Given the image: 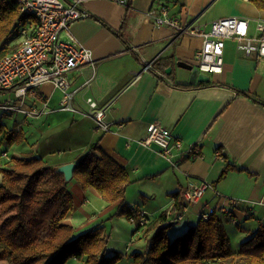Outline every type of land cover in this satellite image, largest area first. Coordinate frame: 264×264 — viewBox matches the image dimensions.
Masks as SVG:
<instances>
[{
    "label": "crops",
    "instance_id": "obj_1",
    "mask_svg": "<svg viewBox=\"0 0 264 264\" xmlns=\"http://www.w3.org/2000/svg\"><path fill=\"white\" fill-rule=\"evenodd\" d=\"M128 3L131 5L88 0L83 9L89 15L71 25L70 32L78 44L88 48L95 59L93 65L70 73L76 111L58 109L62 91L50 81L39 88L38 97L28 95V104L45 109L40 116L14 112L19 119L8 125L4 115L13 113L0 110V122L24 135L21 143L0 142V166H6L13 157L32 155L42 157L53 168L77 163L98 143L97 153L101 156L104 152L125 167L133 182L125 200L110 203L94 186L84 188L74 177L68 181L75 207L63 222L74 226V236L104 227L106 255L122 251V263L135 264L133 254H145L160 227L169 225L167 232L172 239L197 224L202 212L228 205L234 199L233 216L224 214L223 219L237 251L264 224V58L244 56L236 40L228 38L223 72L209 74L208 82L221 85L178 87L206 83L199 81L202 72L197 65L203 37L199 33L179 34L167 24H157L154 16L177 18L204 30H209L215 19L239 16L249 19L250 33L255 35L256 24L264 21V8L259 9L251 0ZM217 5L226 8L208 15ZM62 36L70 38L66 32ZM16 40L19 43L20 37ZM143 58L153 61V68L145 69ZM180 61L193 68L180 66ZM168 68H172L170 73L166 72ZM237 89L247 90L259 100ZM13 97V91H5L0 101ZM88 98L105 108L109 130L98 127ZM151 123H160L181 138L182 146L174 149L171 158L156 146L141 142ZM195 146L200 149L198 157L190 155ZM228 163L236 169L216 184ZM2 177L0 172V183ZM190 181H207L209 188L177 220L181 208L173 209V204L177 196L182 202V189ZM123 203L139 214L145 213L147 223L137 226L134 219L125 216L110 218ZM164 212L168 213L167 220L151 225ZM83 261L75 259L71 264Z\"/></svg>",
    "mask_w": 264,
    "mask_h": 264
},
{
    "label": "trees",
    "instance_id": "obj_2",
    "mask_svg": "<svg viewBox=\"0 0 264 264\" xmlns=\"http://www.w3.org/2000/svg\"><path fill=\"white\" fill-rule=\"evenodd\" d=\"M251 1L259 9L264 8V0ZM34 20L33 14L21 11L17 0H0V59L19 43L15 40L4 47L2 45L10 38L18 39L20 29ZM177 85L192 88L221 84ZM237 91L259 100L247 90ZM23 136L0 122V142L6 141L9 145L21 143ZM98 150L99 144L95 143L80 156L74 178L84 188L94 186L110 203L125 200L126 190L133 182L128 170L104 152L100 156ZM232 169H236L235 165L228 163L215 183L225 178ZM0 172L3 174L0 183L1 259H6L10 264H66L70 258L82 259L84 255L87 256L84 264H116L122 259L120 252L113 256L106 255L104 227H94L74 236V226L63 222L74 210V198L64 174L48 165L42 157H13L6 166H0ZM182 206L177 196L173 209ZM115 216L134 219L140 226L139 212L127 203L121 204L110 218ZM223 216L214 213L172 239L167 232L169 225L160 227L152 236L148 251L133 254L134 263L264 264V224L235 251ZM167 218L168 213L164 212L151 225L155 226Z\"/></svg>",
    "mask_w": 264,
    "mask_h": 264
},
{
    "label": "built area",
    "instance_id": "obj_3",
    "mask_svg": "<svg viewBox=\"0 0 264 264\" xmlns=\"http://www.w3.org/2000/svg\"><path fill=\"white\" fill-rule=\"evenodd\" d=\"M88 0H17L22 12L33 14L34 24L20 29L19 45L0 59V94L13 91L14 97L0 101V110L7 113H22L26 117L40 116L45 109L28 104V95L39 96V88L46 82H53L62 91L59 110L76 111L74 106L75 90L71 89L70 73L83 65H93L94 56L90 50L78 44L70 32L71 25L89 15L83 9ZM127 5L129 0H112ZM157 24H167L176 32L199 33L203 37V45L197 53L198 69L202 73H221L224 69L223 54L226 39H235L237 49L246 57L264 58V21L256 24L257 34L250 33L249 19L239 16H226L211 22L210 29L193 27L177 18L154 16ZM66 32L70 38L62 36ZM145 69L153 68V61L142 59ZM88 101L94 109L98 127L109 130L105 120V108H99L93 98ZM147 146H156L161 154L172 157L175 148H181L182 140L160 123H151L145 138L141 141ZM200 149H191L190 155L198 157ZM209 188L207 181L193 182L185 186L181 192L182 208L175 219L182 217V212L189 205L200 201ZM217 206L210 211L202 212V219H208L214 213L232 215L233 205ZM172 221V220H170ZM174 221V220H173ZM147 223L145 213H140L139 224Z\"/></svg>",
    "mask_w": 264,
    "mask_h": 264
},
{
    "label": "water",
    "instance_id": "obj_4",
    "mask_svg": "<svg viewBox=\"0 0 264 264\" xmlns=\"http://www.w3.org/2000/svg\"><path fill=\"white\" fill-rule=\"evenodd\" d=\"M179 65L180 66H183L185 68H190V69L193 68V65L188 64V63H186L184 61H180L179 62ZM171 69L172 68L166 69V72L167 73H170L171 72ZM209 80H210V75L209 74H206V73H201L200 74L199 81H201V82H208ZM76 164L77 163H75V162H69V163H65V164H62L60 166H57L54 169L57 170V171L62 172L64 174L65 180L68 182V181H70L74 177V170L76 168Z\"/></svg>",
    "mask_w": 264,
    "mask_h": 264
},
{
    "label": "rangeland",
    "instance_id": "obj_5",
    "mask_svg": "<svg viewBox=\"0 0 264 264\" xmlns=\"http://www.w3.org/2000/svg\"><path fill=\"white\" fill-rule=\"evenodd\" d=\"M225 8H226V6H221V5H217V7H215V8H213L209 13H208V15H210V14H218V13H222V11L223 10H225ZM14 39V38H13ZM8 39L3 45H2V47H4V46H6L7 44H9V42L10 41H13V42H15V40L16 39ZM12 42V43H13ZM1 99V98H0ZM4 117L6 118L5 119V121H6V123L8 124V125H13L14 124V122H15V120L16 119H19V115L17 114V113H13L12 115H4ZM3 218V217H2ZM109 246H110V244H109ZM106 247H108V242H107V246ZM118 252H120V253H122V251H118ZM86 258H87V256L86 255H84V257L82 258V259H78V260H84L82 263H77L76 262V264H84L85 263V261H86ZM75 259H77L76 257H72V258H70L68 261H67V263L66 264H71L72 263V260H75ZM122 259H120L116 264H125V263H122V261H121ZM0 264H10L9 263V261H7L6 259H1L0 258Z\"/></svg>",
    "mask_w": 264,
    "mask_h": 264
}]
</instances>
